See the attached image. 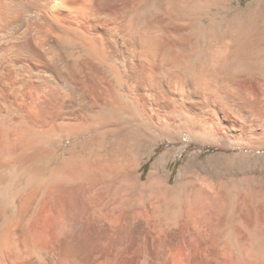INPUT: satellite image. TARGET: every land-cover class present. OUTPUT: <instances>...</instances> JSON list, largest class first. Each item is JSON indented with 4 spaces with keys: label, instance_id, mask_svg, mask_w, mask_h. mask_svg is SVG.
I'll return each instance as SVG.
<instances>
[{
    "label": "bare ground",
    "instance_id": "bare-ground-1",
    "mask_svg": "<svg viewBox=\"0 0 264 264\" xmlns=\"http://www.w3.org/2000/svg\"><path fill=\"white\" fill-rule=\"evenodd\" d=\"M208 5L0 0V264H264L253 194L227 211L208 179L173 180L164 158L144 178L119 146L141 122L264 149V28L245 20L264 0L226 23L201 22Z\"/></svg>",
    "mask_w": 264,
    "mask_h": 264
},
{
    "label": "rangeland",
    "instance_id": "rangeland-1",
    "mask_svg": "<svg viewBox=\"0 0 264 264\" xmlns=\"http://www.w3.org/2000/svg\"><path fill=\"white\" fill-rule=\"evenodd\" d=\"M208 2L209 5L199 16V20L205 24L214 20L226 23L237 15H250L246 11L255 0H225L223 4L220 0ZM259 19H245L253 34L264 28V10ZM261 48H264V42ZM239 80V93L248 102L255 103L260 110L263 93L259 87L244 74L240 75ZM226 124L232 125L231 122ZM126 125L119 132L120 149H128L134 162L141 163L140 172L144 174V178L152 171L153 166L161 164L164 158L162 164L167 165V171L173 180L183 171V184L193 176L211 181L215 190L226 196L227 211L235 207L236 198L242 191L253 194L264 210V187L259 185V174L252 172L255 167L264 166V149L246 148L241 145L226 148L219 137H190L185 133L172 134L177 139L176 144L167 138L164 139L157 129L144 126L141 122ZM198 184L201 182H195V185L199 186Z\"/></svg>",
    "mask_w": 264,
    "mask_h": 264
}]
</instances>
